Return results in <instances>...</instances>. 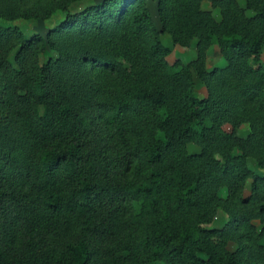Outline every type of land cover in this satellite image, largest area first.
Returning <instances> with one entry per match:
<instances>
[{"label": "trees", "instance_id": "1", "mask_svg": "<svg viewBox=\"0 0 264 264\" xmlns=\"http://www.w3.org/2000/svg\"><path fill=\"white\" fill-rule=\"evenodd\" d=\"M74 1L0 0V264H264V0Z\"/></svg>", "mask_w": 264, "mask_h": 264}, {"label": "rangeland", "instance_id": "2", "mask_svg": "<svg viewBox=\"0 0 264 264\" xmlns=\"http://www.w3.org/2000/svg\"><path fill=\"white\" fill-rule=\"evenodd\" d=\"M98 1H100V0H77V1H74L73 3H71L68 10L71 13L78 12V11H81L82 9H84L85 7H87L91 4H94ZM149 7L151 10V14L153 16V20L155 22V25L157 28H159L158 18H157L155 9H154V5L152 3H150ZM202 9H204L206 11H210L212 13V15L214 16V18L216 19V21L220 20L219 11L217 9L212 8L210 3L203 2L202 3ZM248 14L251 15V12H248ZM62 16H63V12L57 11L50 18L45 19V20L16 19L13 21H7V22L3 21V22H5L6 24H9V25L18 26L25 35H33V34L44 35L46 30L48 28L54 26L56 23H58V20ZM161 38H162L163 43L167 47H169V49L171 51V53L168 57V61L170 63H173L175 61H179L182 64L186 65L195 59L196 51L194 48H182V47H179L177 45H173L170 37L166 34L162 35ZM50 55H52V54L48 52L46 55H44V57H42V60L46 57H49ZM262 60L264 63V49H263V54H262ZM224 66H225V60L221 56L218 47L217 46L211 47L208 50L207 57H206V68H207V70L212 71L213 69H221ZM193 77H194L196 94L199 97H205V95H206L205 88L203 87L202 83L198 80V78L196 77L195 74H193ZM247 133H248V128L246 125H243L240 129H238L236 134L238 137L242 138V137H245L247 135ZM189 149H190V151H193V152L197 151V148L194 146H190ZM249 164L252 167H254V161L253 160H249ZM220 196L221 197L225 196L224 189L221 190ZM133 205L136 209L138 208L137 203H134ZM220 217H221V215L215 220L216 225L220 224V220H221ZM254 223L258 226V222H254ZM228 249L230 251H234L236 249V245L234 243L230 242L228 244Z\"/></svg>", "mask_w": 264, "mask_h": 264}]
</instances>
